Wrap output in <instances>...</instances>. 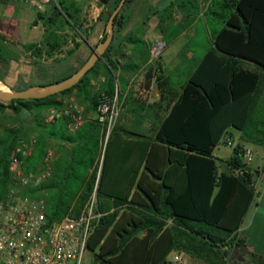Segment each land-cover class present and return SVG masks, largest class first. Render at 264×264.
<instances>
[{
    "label": "trees",
    "instance_id": "trees-1",
    "mask_svg": "<svg viewBox=\"0 0 264 264\" xmlns=\"http://www.w3.org/2000/svg\"><path fill=\"white\" fill-rule=\"evenodd\" d=\"M121 1L100 0L109 12L100 42L108 39L109 19ZM217 1L211 11L216 13L221 28L213 31L210 41L202 42L208 52L197 70L188 76L182 94L178 93L174 74L166 73L165 76L162 69L155 70L163 94L168 95L172 107L155 136L139 135L141 140L134 144L139 154V169L128 185L112 183L109 175L121 162L123 145L130 143L124 139L118 124L110 134L98 183L99 210L104 217L88 242V249L101 259V264H168L166 259L171 249L186 251L208 264H230L234 249L244 246L239 229L255 198L253 182L257 173L244 163L247 146L234 148L227 169L221 173H218L213 152L222 143L229 127L241 130L244 142L264 145V0ZM133 2L125 1L115 17L107 51L75 86L44 99L0 100V116L7 110L13 113L6 117L10 125L0 133V199H4L13 186L12 151L22 140L34 138V152L23 164L26 175L36 174L44 168V159L53 143L60 144L58 152L61 155L53 160L51 176L36 188L24 189L23 194L44 199L51 221L81 214L96 185L97 162L107 127L98 120L86 121L77 131L70 132L69 117L47 122L42 111L61 109L65 100L74 95L95 112L102 93L110 98L118 95L123 100L117 76L120 67L115 57L125 44H144L135 35L121 37L129 24L127 11ZM58 5L51 13H38V20L46 28L42 42L24 46L31 52L34 64L39 66V73H43L45 79L50 75L42 66V60H56L70 39V35L64 34L66 29L86 40L89 38V30L84 28L82 19L83 10L76 0H60ZM174 8L171 4L165 9V15L160 17L162 23L172 18ZM160 12L155 10L144 23ZM178 33L177 28L169 32L167 43ZM5 42L6 38L0 33V59H4ZM73 42L68 56L74 55L81 46V43ZM243 61L255 64L257 70L244 69L240 64ZM77 70L72 68L69 73L42 85L60 82ZM124 70L130 69L127 66ZM95 79L98 87L94 92ZM153 139L167 148L174 174L183 188L178 191L177 187H167L170 191L169 194L167 191L163 206H157L152 198L154 206L149 208L137 202L135 197L130 200L129 197L143 164H146V170L154 171L149 165ZM155 177L163 178L161 172ZM168 178L169 175L159 185V190L166 188ZM141 182L138 186L143 188ZM169 219L181 229H177L174 242L161 248L151 240L160 234L165 239L168 233H162V230ZM150 226L155 230H149L148 235L139 240V232Z\"/></svg>",
    "mask_w": 264,
    "mask_h": 264
},
{
    "label": "crops",
    "instance_id": "crops-1",
    "mask_svg": "<svg viewBox=\"0 0 264 264\" xmlns=\"http://www.w3.org/2000/svg\"><path fill=\"white\" fill-rule=\"evenodd\" d=\"M215 2L216 0H134L129 7L127 13L130 16V21L121 37L135 35L141 38L144 44L141 46L125 44L127 47L123 45V49L118 51L115 57L120 67L117 74L119 77V87L121 86L123 89L121 90L122 95L123 97L125 96L123 100L130 94V98H128L130 100L126 102V106L128 103L129 105L125 108L126 111L121 114L117 124L121 128L120 132L124 139L130 144L123 145L122 152H124V154L121 156V162L119 165L115 166L114 171L109 175L112 183L128 185L132 182V178L137 169H139L140 163L137 146L134 145L137 141L141 140L139 135L155 136L161 123L170 114V107H172L169 106L170 99L166 97L168 96L167 94H163L155 70L157 68L162 69V73L165 74V76L166 73L176 75L177 78L175 79L178 84V93L181 95L188 76L197 70L202 58L207 54L208 50L202 45V42L210 41L213 31L217 28H221V22L218 20L216 13L211 11V7L214 6ZM217 2H220V0ZM76 3L83 10L82 19L84 28L93 26V28L89 29L88 41H92L94 44L100 42L104 37L105 19L109 15L106 8L107 6L99 3L98 6L94 8L95 6L92 5L93 16L89 15L87 19L84 15L86 14V10H84L82 3L80 4L78 1ZM171 4L175 6L172 18L162 23L160 17L165 15V9L170 7ZM141 9L146 10L147 16L151 15L155 10L161 12L153 16L146 24L143 22L141 25V22L138 21L136 16ZM33 12L34 15L32 14ZM51 12L52 11H49L48 13ZM176 12L178 13L177 21L174 24L176 26H170V28L168 24L174 20ZM85 18L88 22L90 21L89 24L86 23L87 21ZM174 28L178 29V36L167 43L168 33ZM136 29H138V33L135 34L134 31H136ZM157 29L162 32V39L166 43V48L159 61L154 64L151 62L149 56V48L151 46L150 43L155 39L154 32L157 31ZM30 31L31 34L28 35L30 38H28V36L26 38L32 40V42L25 43L22 33ZM45 32L46 28L43 22L38 20V12L35 9L26 7L22 14H18L12 11V9H9L6 1L0 0V33L6 38L3 48L5 51L3 56L4 59H0V83H2L4 87L6 86L13 90L21 91L30 88L29 86H41L49 79L55 80L64 75L63 73L60 74L58 71V62L54 59H43L42 66L46 68L47 73L50 75L48 79H45L43 73H39V66L34 64L31 52H27L24 48L25 45L42 42ZM106 33H108L107 28ZM64 34L71 35L69 29H66ZM201 36L203 37L202 41L200 40ZM70 40L72 42L75 40L81 43V41L75 37H70ZM91 46L90 44V47ZM89 49L90 48H87L84 43H81L80 48L74 54H80L78 62L82 61L83 63L85 61L84 58ZM56 57H58V55ZM240 64L244 69L257 70L256 65L251 62L243 61ZM127 66L130 70H124V67ZM72 68L76 69L75 64L74 67L72 65L71 69ZM159 75H161V73H159ZM100 80L104 81V77H101ZM163 81L164 79L161 82ZM94 83L93 81V85ZM135 86L139 88L143 86L141 93L145 94L144 98L146 101L142 102L138 98H134ZM8 88L7 90L9 91ZM75 97L76 95H74L71 100L75 101ZM262 98H264V95ZM147 110L149 113L146 112ZM84 118L86 121H97V114L95 110L92 109L84 111ZM236 140L238 141V145L252 147L257 153V158L251 169L257 172V174L259 170L264 171V145L244 142L242 140V131L234 127H229L226 130L222 142L229 143ZM53 144H55V150L51 152H53L54 158H58L61 155V153L58 152L60 144ZM218 147L219 145L214 149L213 158L217 163L218 173H221L227 169V161L220 164L215 157L214 153ZM102 148L97 162L99 170ZM152 149L153 155L149 165L154 171L150 172L146 170V164H143L136 184L129 197V200L135 197L137 202L147 205L149 208L154 206L152 198L155 199L157 206H163L164 200L166 196H168L167 191L168 194L170 191L167 187H177L178 191L183 188L174 174L175 168L169 161L167 148L153 139ZM160 172L163 178L158 179L155 177V174ZM167 175H169V178L167 179V185L165 184L166 188L159 190V185L163 183ZM140 180L142 181L143 188L138 186ZM124 193H126V191ZM115 194L118 195V192H115ZM177 229L181 228L176 226L173 219H169L162 230V233H168L165 239H162L160 234L154 240H151V243L155 242L156 246L161 248L169 246L177 237ZM149 230H155V227L150 226L139 232L137 235L138 239L141 240L145 238ZM239 237L244 241V246L234 249L233 254L239 249L240 251L242 250V257L258 256L259 258H264V178L260 184L259 191L255 192V198L247 214L243 218L239 229ZM182 251L183 250L180 251L177 249L174 254H181ZM188 254L193 258L201 259L190 253ZM169 256L166 259L167 261L171 259ZM0 264L4 263L0 261Z\"/></svg>",
    "mask_w": 264,
    "mask_h": 264
},
{
    "label": "built area",
    "instance_id": "built-area-1",
    "mask_svg": "<svg viewBox=\"0 0 264 264\" xmlns=\"http://www.w3.org/2000/svg\"><path fill=\"white\" fill-rule=\"evenodd\" d=\"M23 6L33 8L38 13L57 6V0H20ZM165 42H158L151 50V62L158 59ZM118 95L114 98L102 93L96 106L98 122L107 127V135L101 152L100 170L95 188L81 214L66 216L62 220L51 221L47 215L48 205L42 198L25 196L18 188L29 190L38 187L52 174L53 152L44 159V168L36 174L26 175L24 160L34 152L35 139L22 140L10 155V171L13 188L4 199H0V261L4 264H81L88 248V242L98 227L104 213L99 210L98 183L104 163L106 145L120 114ZM85 108L77 101L65 103L61 109L52 108L46 118L55 122L62 116L69 117L70 132L77 131L86 121ZM257 158L252 147H246L244 163L251 167ZM257 173V172H256ZM264 171L259 170L253 182L254 191H259ZM168 264H184L181 254L175 253Z\"/></svg>",
    "mask_w": 264,
    "mask_h": 264
},
{
    "label": "rangeland",
    "instance_id": "rangeland-1",
    "mask_svg": "<svg viewBox=\"0 0 264 264\" xmlns=\"http://www.w3.org/2000/svg\"><path fill=\"white\" fill-rule=\"evenodd\" d=\"M3 1H6L8 3L9 9H12V11L17 12L18 14H22L23 11H25V8L26 7H24L22 5V3L20 2V0H3ZM57 1H60V0H57ZM77 1L80 4L82 3V5L84 7V10H86V14H84V15L86 16L87 19H88L89 15L93 16V11H92V8H91L92 5H94L95 6L94 8H96L98 6V4L100 3V0H76V2ZM54 7L55 6L49 7L47 9L46 13H48L49 11H52ZM86 7H88V8H86ZM89 8H91V9H89ZM32 14L34 15V12ZM177 14L178 13L176 12V15L174 17V20L172 22H170V24H168L169 27L170 26L171 27L176 26L174 24L177 21ZM136 16H137L138 21L141 22L140 24L142 25V23L146 20L147 12H146L145 9H141L140 11H138V14ZM87 19H86V21H87L86 23L89 24L90 21L88 22ZM85 29L89 30L90 27L85 28ZM69 32L71 33V35L68 34V35H70V37H75V38L79 39L81 41V43H84L87 46V48L88 47L90 48L89 51H87L86 56L84 58V60H88V58L92 54L93 50L98 47V45H99L100 42H97V43L94 44L92 41H88V40L84 39L79 34L77 36L70 29H69ZM134 32H135V34L138 33V29H136V31H134ZM30 34H31V31L30 32L22 33V36H24L23 38H24V42L25 43H31L32 42V40L26 38ZM154 36H155V39L153 40V42L150 43L151 46L149 48V56H150V59L152 58L151 57V50L154 47V45H156L158 42H164L163 39H162V32L160 30L157 29V31L154 32ZM28 38H30V36H28ZM202 38L203 37L201 36L200 37V40L201 41H202ZM90 44L92 45L91 47H90ZM73 47H74V43L69 39L68 43L64 46V49L58 54V57H56V60L55 61L59 63V67H58L59 70L58 71L60 72V74H62V73L63 74L69 73V71L71 70L72 65L74 67V64H75V68L76 69L77 68L79 69L83 65L82 61L81 62H78V58H79V55L80 54L74 55V56L73 55L72 56H68L67 52L70 49H72ZM125 47H127V45H125ZM165 48H166V46H165ZM163 52H164V50H163ZM163 52H162V54H163ZM162 54H161V56H162ZM161 56L158 59L154 60L153 63L156 64L157 61H159V59L161 58ZM175 58H177V57H175ZM117 76H118V74H117ZM173 77L174 78H177L176 75H173ZM94 82H95L94 83V92H95L97 90V87H98V80L95 79ZM119 89H120V93H122L121 90H123V89L121 88V86L119 87ZM142 89H143V86H141V88L135 86L134 87V95L133 96H134V98H138L140 101L143 102V101H146V99L144 98L145 94H142L141 93ZM8 94H10V91H9ZM72 97H74V96H72ZM126 97L127 98L124 99V100H120L119 99L121 107H120V114H119V118H118L117 123L119 122V119H120L121 114L124 111H126L125 108L129 105V103H128V105L126 106V102H128L130 100V99H128V98H130V94H128ZM71 98H67L65 101L66 102H69V101H71ZM75 101H77L81 105H83L84 108H85V111H89L90 110L88 103H84V102L78 100L76 97H75ZM49 111L50 110H43L42 111L43 118H47L48 117ZM146 112L149 113L148 110ZM12 114L13 113L10 110H7L5 112V114H3V115L0 116V133L2 132V130H3L4 127L10 125V122L6 119V117H11ZM130 131H132V130H130ZM133 132H138V131H133ZM30 134L35 135L34 133H30ZM237 145H238V141L236 140V141L229 142V143L222 142L219 145V147L216 148L214 154H215V157L218 159V161H219L220 164H222V162L228 161L233 156V154H234V148ZM54 150H55V144H52V147H51L50 151H54ZM104 158H105V156H104ZM12 188H13V186L10 189H12ZM16 190H20V192H23V190L20 189V188H18ZM176 250L177 249H171V250H169V255H170L169 257L170 258L173 257L174 252ZM241 251L238 249L235 254H232L230 256V258L232 259L231 262H230V264H264V258L262 259V258H259L258 256H256V257L243 256L242 257L241 256L242 255V252ZM97 253H99V252L97 251ZM181 255L183 256L184 264H208L205 260L198 259V258H193L186 251H182ZM81 264H101V259L99 257H97L94 252H92L91 250H89L87 248V251L85 252V254L83 256V259H82V263Z\"/></svg>",
    "mask_w": 264,
    "mask_h": 264
},
{
    "label": "water",
    "instance_id": "water-1",
    "mask_svg": "<svg viewBox=\"0 0 264 264\" xmlns=\"http://www.w3.org/2000/svg\"><path fill=\"white\" fill-rule=\"evenodd\" d=\"M125 1L126 0L121 1L118 8L112 13L110 17L107 27V32L109 33L108 39L105 42H101L99 44V46L93 51L91 57L77 72H75L73 75L60 82H56L50 85L33 86L26 90H21V91H16L5 86L6 88L9 89L10 94L4 93L0 88V100L3 102H10L15 99H22V100L44 99L51 97L52 95L59 94L75 86L81 79H83L87 75V73L103 57V54L107 50L112 40L115 17L124 6Z\"/></svg>",
    "mask_w": 264,
    "mask_h": 264
},
{
    "label": "bare ground",
    "instance_id": "bare-ground-1",
    "mask_svg": "<svg viewBox=\"0 0 264 264\" xmlns=\"http://www.w3.org/2000/svg\"><path fill=\"white\" fill-rule=\"evenodd\" d=\"M0 88H1V90H2L4 93H6V94L9 93V91L7 90V88H5L1 83H0Z\"/></svg>",
    "mask_w": 264,
    "mask_h": 264
}]
</instances>
